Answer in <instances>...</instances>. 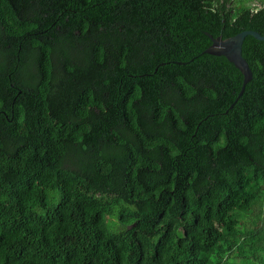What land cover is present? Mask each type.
I'll use <instances>...</instances> for the list:
<instances>
[{"label":"trees","instance_id":"trees-1","mask_svg":"<svg viewBox=\"0 0 264 264\" xmlns=\"http://www.w3.org/2000/svg\"><path fill=\"white\" fill-rule=\"evenodd\" d=\"M219 1L0 0V264H264V41L231 108L202 53L264 0Z\"/></svg>","mask_w":264,"mask_h":264},{"label":"water","instance_id":"water-1","mask_svg":"<svg viewBox=\"0 0 264 264\" xmlns=\"http://www.w3.org/2000/svg\"><path fill=\"white\" fill-rule=\"evenodd\" d=\"M246 36H251L256 40L264 41V35H260L255 31H241L231 37L222 39H211V44L203 50L202 53L210 54L213 56H223L228 62H230L241 74L242 83L240 90L229 106L231 108L236 100L241 96L245 85L251 79V70L246 62V60L242 57L241 48L243 40Z\"/></svg>","mask_w":264,"mask_h":264},{"label":"flooded vegetation","instance_id":"flooded-vegetation-1","mask_svg":"<svg viewBox=\"0 0 264 264\" xmlns=\"http://www.w3.org/2000/svg\"><path fill=\"white\" fill-rule=\"evenodd\" d=\"M245 4L243 1L240 2L238 0H221L218 3L214 2V7L213 9L216 10H222V14H224L226 11L233 13L236 12L237 9H241V7H245ZM250 4V3H249ZM252 6V5H251ZM255 8V9H254ZM256 11V6H252V8L250 9L251 12H255ZM205 35L207 36L208 40L210 41L209 44L207 45V47L211 44V39H218L221 38L220 35H217L216 37L212 36L211 34L205 32ZM161 47V45H160ZM206 47V48H207Z\"/></svg>","mask_w":264,"mask_h":264},{"label":"built area","instance_id":"built-area-1","mask_svg":"<svg viewBox=\"0 0 264 264\" xmlns=\"http://www.w3.org/2000/svg\"><path fill=\"white\" fill-rule=\"evenodd\" d=\"M264 2V1H263Z\"/></svg>","mask_w":264,"mask_h":264}]
</instances>
